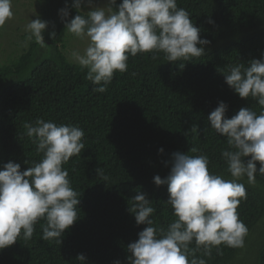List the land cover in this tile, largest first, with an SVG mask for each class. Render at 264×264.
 <instances>
[{
  "label": "trees",
  "instance_id": "obj_1",
  "mask_svg": "<svg viewBox=\"0 0 264 264\" xmlns=\"http://www.w3.org/2000/svg\"><path fill=\"white\" fill-rule=\"evenodd\" d=\"M38 4L39 18L49 22L44 37L51 54L26 35L28 48L0 64V170L15 162L24 171L42 158L25 134V122L43 118L78 125L85 132V149L64 167L80 194L79 219L65 232L62 244L42 239L40 221L31 240L0 250V264H81L79 254L86 257L85 264H128L127 246L147 227L137 225L129 211L138 192L147 194L156 208V226L166 228L175 219L166 204L167 185L154 183V176L170 173L174 152L187 154L196 148L197 153L188 154H207L210 172L231 179L221 157L228 147L226 138L207 118L221 101L227 105V118L245 107L261 111L251 97L242 99L234 92L224 73L231 65L264 58V0H177L201 30V38L211 42L205 54L178 62H168L163 53L156 60L150 53L130 56L128 71L117 72L104 93L93 91L97 86L85 78L87 70L65 54L68 33L60 10L67 7V19L74 18L79 14L72 7L74 0ZM193 125L198 132L190 131ZM240 182L247 191V200L238 208L249 229L245 245H221L222 254L213 249L211 258L198 251L207 264H264V176L257 173L255 185H249L247 177Z\"/></svg>",
  "mask_w": 264,
  "mask_h": 264
},
{
  "label": "clouds",
  "instance_id": "obj_2",
  "mask_svg": "<svg viewBox=\"0 0 264 264\" xmlns=\"http://www.w3.org/2000/svg\"><path fill=\"white\" fill-rule=\"evenodd\" d=\"M85 5L91 10L83 11ZM72 7L79 14L70 20L67 7L60 10L65 32L87 38L88 43L82 52L73 50L70 60L87 70L85 78L97 86L93 91L98 93L108 90L117 72L128 71L130 56L150 53L156 60L163 53L168 62L191 61L204 55L205 46L211 43L201 38V30L190 13L178 7L177 0H122L118 5L117 0H107L105 6H95L94 0H74ZM13 16L12 0H0V27ZM48 26L40 18L25 26L26 39L34 40L46 55L51 54L44 37ZM224 75L240 98L251 97L261 108L259 113L241 108L227 118V105L221 101L207 118L211 128L226 138L228 147L221 157L231 179L210 172L207 154H188L197 153L196 148L187 154L174 152L170 173L166 178L154 176V183L167 185L166 204L172 207L175 219L166 228L156 226V208L147 194L138 192L129 211L137 225L147 227L127 246L128 264H207L202 257L211 258L213 249L222 254L221 245L244 247L249 229L239 218L238 208L247 200V191L240 181L247 177L248 184L255 185L257 173L264 176V58L231 65ZM23 127L42 158L24 171L15 162L0 170V250L18 240H31L40 221H44L42 239L62 244L65 232L79 219L80 194L64 165L85 149L84 130L43 118L25 122ZM190 131L196 133L199 128L193 125ZM97 172L108 180L100 169ZM198 251L202 257L196 255ZM76 259L86 262L84 254Z\"/></svg>",
  "mask_w": 264,
  "mask_h": 264
},
{
  "label": "rangeland",
  "instance_id": "obj_3",
  "mask_svg": "<svg viewBox=\"0 0 264 264\" xmlns=\"http://www.w3.org/2000/svg\"><path fill=\"white\" fill-rule=\"evenodd\" d=\"M106 3L107 0H94L95 6H105ZM39 8L38 0H12L14 16L0 27V64L9 59L12 54H21L23 49L28 48V41L24 40V37L28 35L25 26L31 19L39 18ZM89 10L91 9L85 5L84 11ZM66 37L63 46L69 59L73 50L82 52L87 46V38L81 40L71 33H68Z\"/></svg>",
  "mask_w": 264,
  "mask_h": 264
}]
</instances>
